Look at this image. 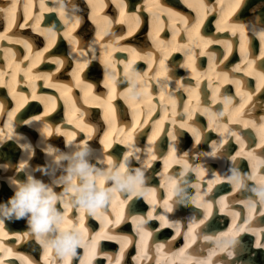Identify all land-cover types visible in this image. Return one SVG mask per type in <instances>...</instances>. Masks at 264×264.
Here are the masks:
<instances>
[{"label":"bare ground","instance_id":"1","mask_svg":"<svg viewBox=\"0 0 264 264\" xmlns=\"http://www.w3.org/2000/svg\"><path fill=\"white\" fill-rule=\"evenodd\" d=\"M222 1L226 7V15H229L235 11V17L244 16L245 14L251 15L245 19L247 30H245L243 37L246 38V36H250V41H254L253 38H256L252 35V33L259 31V29H256L254 26L250 27L248 22L250 18L252 20L255 19L254 15L264 12V0H246L244 10L240 13L237 11L238 7H234L235 0ZM166 2L169 3V1ZM12 3L13 0H0V9H4V11H0V55H2L0 61L2 58L4 59V63H0V85L4 86L5 89H2L5 91L4 93L2 90L0 91V100L3 102L4 107L2 112L6 113L8 111V106L14 103V109L12 112L10 111V115L7 117L4 125H0V156L2 155L4 158L8 157V162H10L12 165H15V160L17 161L16 154L18 155L19 159L21 157V150L18 148L15 141L10 139L14 135L12 123L16 119L19 124L26 125L24 122L29 118L39 116L43 120H49V122L54 127H59L61 129L59 134L63 135L64 137L65 133L70 134L69 132H74L75 130H79L80 132L85 131L87 136L90 137L93 131H99L101 128L105 127L104 123L98 120V122L94 123V125H88L87 123H84L80 126L78 125V122L82 120V118H80L79 112L85 114L91 112L93 106V100L91 99H94V96L98 94L96 92H91V90L95 87H98L99 90H102L103 86L104 88H107L108 91L109 88H111V91L101 92V94L97 96L100 101L105 103V109L103 111L104 117H107L108 115V101H111V98L113 97L118 98V101H116L117 103L114 101L115 106L112 105V107H118L121 110V114L117 115L116 123L119 128L127 131L126 135L132 136L145 126L146 119L144 121H140L142 114L139 113L138 115L134 116V123L129 127L126 116L127 114L124 107H122V104L120 103V99L124 98L123 93L128 88H121L125 78V66L131 62L142 71L140 74L144 73V75L141 76V80L146 83V92H149L150 89H155V84L152 79H160L161 75L165 76L161 73L163 69L176 67L178 65L177 63H174L176 62L175 57L172 56L171 52H169L165 58L159 57L157 54V49L155 50V48L161 46L163 41L162 35L159 33L160 30L158 28L150 30L145 35L142 31L143 29L137 30L139 29V24H141L143 19L149 20V15L152 13V6H150V4L147 6V8L150 6L147 11V16L149 17L144 18V15H141V19L137 18L134 20L132 26L126 27L125 30L122 28L117 30L119 28L118 25H120V23L123 21H128L131 16V12L127 9V4L123 0H66L65 8L67 16H62L61 13L55 9L53 0H43V8L40 5V0H15L16 7L14 11L10 9ZM73 3H77L79 6L78 14L81 17V21L74 25L69 22L73 13L68 11L69 5ZM145 3L146 0H137L135 3V8H137V11H141V14H143L142 9H144ZM147 3H149V0ZM172 4H174V6L176 5L175 3ZM201 4H203L201 0H179L178 3V5H182L183 8H205L201 7ZM189 5H191V7ZM206 6L209 7L206 13L216 10L215 3L211 5L207 4ZM107 10L111 12H107ZM182 10L181 12L178 11V13H175L174 16L169 18V23L176 29L177 33L187 26V17L183 15L184 11ZM156 11L157 17L161 19L162 23H164L165 18L162 17V13L167 10L156 8ZM156 11H154L153 14H155ZM52 14H54V17H52ZM186 15L188 14L186 13ZM46 16L51 17V19L48 18V20L44 18ZM60 16L64 18V24L59 23ZM189 16L190 15H188V17ZM42 19L45 23H47V26L52 25V23H56L55 30L57 35L55 39L50 40L45 35L44 30L48 27L43 25L44 22L42 23ZM208 19H210V16L208 17L207 15V20ZM213 20L215 21L216 33L215 35H211L208 38L213 41V45L210 44L211 46H208L206 50H203L205 53L213 52L210 47L216 48L219 43L222 45L225 40L228 41L231 38L234 40L233 37H230L234 34H237L239 37H241L239 25L243 23V21L236 20V23H230L226 20L219 21L218 19L211 18L208 20V22H210L209 25L213 24L211 23ZM256 21L255 23H257ZM77 28V33H79V36L73 37V30ZM254 29H256V31H254ZM135 31L140 32H137V34L134 35H139L137 36V43L135 40H132V43H135L134 45H126L127 42H129L128 39H130ZM166 33L167 31L165 30L164 36ZM86 37H88V39ZM113 37H119V40L115 44L110 43ZM73 40L76 41L75 45L72 43ZM151 42H153L152 46L149 45ZM252 43L251 45L253 46ZM196 44L198 47H200V42H197ZM63 45H65L64 48L62 47ZM240 45L242 46V44ZM255 47L256 44L254 48ZM74 48L75 51L73 50ZM179 48L180 47H171L169 51H176ZM238 49L239 51L237 49H232L231 46H229L225 49L224 53H217L218 55L216 60L209 62V65L205 70H199L196 68L193 71V67H189L188 71H180L182 72V78L180 77L176 79L175 75H169L171 76L169 77V80L173 85H177L180 82H191V79H186V81L184 80L185 78L194 76V78H197L199 81L196 83V85H188V88L192 89L191 92L197 88L198 90L205 87L210 89V93L212 94L211 101L207 100L206 93H203L201 104L194 103L193 110L187 105H184L182 110H190L193 114L194 122L201 129L206 130V132L208 129L220 131L222 135L221 139L226 138V141L231 137L234 138L235 142L237 143L235 150L237 152L241 151L239 153L240 157L243 156L246 160L244 163L239 158H236V152L233 153L234 155L230 156V158L227 157L226 164L231 171L232 169H239V171L246 177L249 175L264 176V163H259L264 161V129L261 128V126L264 125V81L259 80V72L257 71L261 68V65L258 63V61H260L262 65L264 64V56L261 55L262 46L260 42H258L257 53H252V57H250L249 54H241V48ZM69 51L71 52L69 53ZM235 51H238L237 54H240L239 56L241 57H237ZM80 52H83L85 57H80ZM201 52L202 49L197 54H201ZM94 54L97 58H92ZM168 56L172 62L166 60ZM191 57L195 58V56ZM57 59L61 61L59 65L55 62ZM85 59H87L86 63L83 62ZM231 59H238L239 62L232 65L233 70L230 73L220 72L215 67V65L219 63L221 64L222 62H225L226 65L227 63L225 60L229 62ZM77 60L80 62L78 63ZM161 60H163V64L160 63ZM211 60L212 59H209V61ZM144 61L148 63L147 66L143 64ZM43 62H46V64L43 65ZM105 64H111L114 67L116 76L118 77V83H113L112 81L106 79ZM212 64L214 66H212ZM7 66L11 67L12 74L8 69H6ZM152 67L153 69H151ZM180 67L183 68L184 66ZM50 69L54 70V72H58V75H55L54 72L49 71ZM152 70L153 73H151ZM46 72L50 73L47 74ZM67 74L74 81L73 83H66L64 80H62L67 77ZM7 75H9V77ZM252 78L255 79V86L253 88L248 86L247 88V85L252 82ZM234 80L240 81L239 87H237V85L233 82ZM16 84H21L24 86L21 87V92L14 91ZM258 84L260 85L259 89L257 88ZM76 87H79L83 101L78 99L77 95H72L71 98L75 100L74 104L65 96H69L70 92L74 91ZM231 89H233L234 92V94L231 96L234 103L232 108L229 109V114L222 118L221 123L223 128L218 129L216 128L215 124H209L206 110L212 109L213 111H223L224 105L218 102H222L223 97L226 96L223 95L222 92L226 91L225 93H228L231 91ZM181 90L185 92V90ZM61 94L65 96H62ZM73 94H75V92H73ZM166 99L172 102L170 104V109L173 110L175 108L174 99L180 101L181 96L177 93L170 92L169 95H166ZM144 102H150V98L147 96L144 99ZM59 103L61 106L57 108ZM158 103V100L156 103V100L154 99V104L158 105ZM160 104L163 105L164 101H160ZM39 105L42 106V114L28 116L27 110L32 109V106H36L35 108H37ZM149 109L150 106L147 105L146 111ZM57 110L59 114H55ZM23 111L27 112L25 114V119H22L20 115L18 118H15L18 112L22 113ZM97 112L99 111L95 110L93 114L95 120ZM114 114H116V112ZM200 114L204 115V118L206 117L208 119L207 128H203L201 124L196 121L198 120L197 117ZM226 117L228 119H226ZM62 118H65L64 124H62L64 120ZM167 119L173 120V118L170 116ZM56 120H59L61 123L55 125L54 121ZM1 123L2 122L0 121V124ZM31 127L36 129L38 125L33 124ZM248 127L254 129L256 138H258V141L255 144H252L253 136L251 135L252 132L246 129ZM112 128H115V125H113ZM33 131L36 132V130ZM159 133L160 131L157 129L155 132H153V134H149L147 137L148 146L152 147L154 145V141L158 139ZM232 133H235V135H232ZM32 134L34 133L32 132ZM26 135L30 138V134ZM51 136L58 146L61 147L65 144V140H63L60 136H58V138H56L54 134ZM128 136L126 139H121L120 141L128 144ZM103 137L106 138L108 135L106 136V134H104ZM244 138L248 140L247 143ZM32 140L33 137L31 142ZM187 141L189 142V147L186 150L191 149L189 156L191 158L197 156V152L199 150L194 148L193 139H187ZM167 142L169 144V148L170 145L175 147V144L170 142L169 138ZM230 145L231 143H229V146ZM119 148L123 147L120 146ZM71 150L72 149H65V151ZM139 150H141V148H139ZM37 156L39 159L40 153H38ZM160 156L162 157V155ZM168 159V174L177 177V172L175 171L174 166L170 164L171 157ZM210 160V162H212V164L210 163L211 165H217V158L213 157ZM5 162L7 161L0 159V163ZM39 162L41 164L40 160ZM189 164L192 167H195L196 160H189ZM173 165L177 164L173 163ZM154 168L155 166H153V162L151 161V163L148 165V168L146 169L147 174H149L151 171H154ZM10 170L14 169H9V171ZM2 172H5V170L0 169V187L5 184L4 180L1 179V175H3ZM160 174L161 172L156 171L155 173L150 174L149 177L159 179L161 182ZM197 178L199 179L200 185L202 186L204 183L202 176L197 175ZM226 183L227 182L225 181V178L222 177L211 180L209 183V189L211 190V193L209 196L206 194L204 199H207V201L211 200V203L222 201V205H219L218 208L211 206V210L208 214L203 211L204 208L199 206L198 208L200 211L198 212H200L202 215H198L196 213L194 214L195 217L193 219L189 217L191 215L190 204L186 198V195L190 193V185L192 184L190 180H180V188L185 193L182 197L178 195H173L170 197L168 195V189L163 185H160V187L158 185H154L157 184L155 182L151 183L149 186L153 185L151 188L155 190V196L144 197L146 201L152 204L146 206H150L151 211L154 207L157 208L158 205H164V201L171 203L174 207L170 210H175L176 213L178 209V215L173 217V220L171 221H175L181 225L180 234L177 235L175 230L170 227H161V224L157 225L155 223L154 226H157L155 228L156 230L148 229V236L145 235L146 231L140 232L138 235H135L134 233L132 234L131 232H127L125 234L127 237H130L132 244L134 243L135 237H141L143 239L146 238L149 240L151 236L150 242L157 241V238L161 236H168L169 238H172V241L176 245L174 252L171 253L175 260V264H193L195 262H197L196 264H202L200 261L196 260L197 257L203 258V261L207 260L208 264H256V260L261 261L264 258V253H260L261 249H264V239L260 240L261 237H264V203L260 202L259 197L255 192L252 191L253 188L258 186L257 181L246 179L245 184L238 188L232 184V190H228V185ZM8 186L9 184L7 183L6 186L3 187V190L6 191L7 197L5 198L7 199L13 195ZM216 186L217 188H221L220 190L226 188L225 194L219 196L218 193L212 194ZM223 186L226 187L223 188ZM59 190L60 189H57V191ZM243 192L245 193L244 197L239 195ZM122 198H124V195H122ZM136 198L137 200H140V197H131L130 195L128 196V199ZM190 198H193V196ZM247 201L250 203H247ZM135 203L142 206L145 204V202L142 201H136ZM244 205H252L251 210L244 212L248 213L252 211L249 213V215H247L246 222L243 221L242 216L244 210L242 206ZM118 206L126 209L129 208H127L126 205ZM74 212L75 211L71 209L69 216H74ZM123 212L125 213V211ZM158 212L159 211L156 209V211L152 213L153 217L160 216ZM145 215L146 214L135 213L130 217L127 216L125 221L126 219H132L135 222L137 217H145ZM75 217L77 218L76 215ZM229 218L230 220L227 221ZM147 219L149 220L150 218L148 217ZM250 220L252 221L249 222ZM17 221L20 224L22 223L23 219ZM214 221L217 225L219 223V227H221V229L208 232L205 228L210 226V224ZM150 222L147 223V226ZM193 225H199V232L196 233V231H191V235H189V230L193 227ZM19 227L20 226H18V228ZM125 229L128 230V227L125 226L124 230ZM5 233L8 234L7 231H5ZM23 233L24 231L20 232L22 237V241H20L21 245L28 248L33 246L32 249L34 247L41 248L33 240L25 239ZM9 234H13V232L10 230ZM175 237H178V240H176ZM251 237L253 238L251 242L252 247L248 245V240ZM0 240H2V237H0ZM179 240H185L184 244L181 245ZM223 240H226L225 245L222 243ZM164 244L166 249L160 248L162 251L170 252L173 249L171 245H167V243ZM189 245H191V249L189 248V250H186ZM7 248L9 250L12 249L8 246ZM41 250L43 253L41 257L46 261V264H55L52 260V257L48 254V251L46 252L42 248ZM96 252H103V250H101L98 245L95 248L94 253L89 249V257L91 258L89 261H93L94 254ZM205 252L209 256L204 255ZM244 253H247V256H242ZM38 254L40 255L39 252ZM16 255H18L17 257L21 260L18 262L19 264H30L28 259L23 258L18 252H15L14 250L0 253V260H3L4 262L5 257H14ZM207 257L209 258L206 259ZM246 258L248 262L245 260ZM35 260L36 262L33 261L32 264H42L37 259V257H35Z\"/></svg>","mask_w":264,"mask_h":264},{"label":"clouds","instance_id":"2","mask_svg":"<svg viewBox=\"0 0 264 264\" xmlns=\"http://www.w3.org/2000/svg\"><path fill=\"white\" fill-rule=\"evenodd\" d=\"M55 9L62 13V16H67L66 0H53ZM79 6L73 9V15L69 21L73 25L81 21L79 16ZM247 26L244 23L239 25L240 35L244 34ZM48 39H55L57 32L55 26L44 30ZM252 35L259 40L264 52V30H259ZM119 37H113L110 43L115 44ZM75 45L76 41H72ZM213 41L210 39H203L200 42L202 49L201 54H207L210 59H215L214 52H206V50ZM75 51V48L73 49ZM94 51V50H93ZM80 57H85L83 52H80ZM92 58H97L95 54ZM58 65L60 60L55 61ZM79 63L80 61L77 60ZM83 62H87L85 59ZM105 76L107 80L113 83H118L116 72L111 64H105ZM124 77L131 82L123 95L128 101H135L137 103L143 101L146 96V83L141 80V74L137 72L134 65L129 62L125 66ZM237 87L240 86V81H233ZM162 86L166 82H161ZM189 94L192 89L186 85H180ZM111 91V88H109ZM223 111L206 110L209 119V124H215L216 128L222 129V118L229 114V109L233 106V98L231 96L223 97ZM167 111V105L164 106ZM177 114L173 113L172 127L167 135L170 142L178 145L177 142L182 138V132L187 131L193 138L195 145H200L203 141L206 130L201 129L193 120V114L187 110L182 114L181 119H175ZM31 126L37 124L35 129L39 136L45 141L41 151L44 153L46 159L43 165L31 163L35 157L36 147L31 140L23 133H15L11 138L15 141L18 148L21 150V157L15 165L10 162L0 163V169L8 171L14 169V174L7 177L9 187L13 189V195L5 202L0 203V225H3L6 220H20L26 221L27 229L23 236L25 239L33 240L44 251H51L55 258V264H67L70 258L77 256L78 249L85 251L96 248L98 238L95 236L86 235L84 230L80 227V220L74 222L68 216L69 209L78 211L81 214H86L90 217H102L108 207L113 204L118 198V194H129L131 197H154L153 189L147 186L146 169L152 161L154 153L152 147L148 146L143 150L144 160L143 165L138 167L130 166V157H135L140 160L139 149L130 145L128 151L122 156V162H117L115 158L108 156L103 166L97 161L93 163L90 159L92 154V145L87 140L75 141L71 135L65 133V148L72 149L71 151L61 150L59 147L47 142L52 134H59L61 129L54 127L50 122L43 119L29 118L24 122ZM264 129V125L261 126ZM59 129V131H57ZM235 135V133H232ZM226 138L221 139L220 142L212 141V151L209 155L215 157L219 151L225 146ZM170 153H175L171 157V162L183 166V171L179 177L168 174L169 159L164 162L163 170L160 174L162 185L168 189V195L184 196V191L180 188V180L190 172L202 176L203 169L197 164L192 167L189 164V155L191 149L184 152H179L177 147L169 148ZM111 157V159H109ZM24 173V178L19 179V173ZM41 173V177L48 176L49 179L37 177L35 173ZM235 187H241L245 184L246 179L256 180L258 186L252 191L259 197L260 202L264 203V176H245L239 169H232L231 175L227 178ZM197 192L192 202L200 207H206L204 196L201 194L199 185L195 186ZM57 189H60L57 191ZM173 207L168 201H164V208L170 210ZM167 215L157 217L160 221L161 227L167 226L175 230L179 235L181 225L175 221H171ZM151 218V217H150ZM137 229L146 231L147 219L137 217L135 219ZM191 235V229L189 230ZM194 239V237H193ZM223 250V249H222ZM104 256L108 264H120L119 257H113L110 254H101ZM81 264H88L87 260L82 259Z\"/></svg>","mask_w":264,"mask_h":264},{"label":"snow or ice","instance_id":"3","mask_svg":"<svg viewBox=\"0 0 264 264\" xmlns=\"http://www.w3.org/2000/svg\"><path fill=\"white\" fill-rule=\"evenodd\" d=\"M40 5H41V7L43 8V0H40ZM189 6L191 7V5H189ZM239 6H240V0H235L234 7H239ZM15 7H16L15 0H13V3H12V5L10 6V9H11L12 11H14V10H15ZM201 7H206V6L203 5V4H201ZM0 11H4V9H0ZM122 14H123V12H122ZM61 15H62V13H61ZM78 23H79V22H77L76 24H78ZM200 23H201V21H200V20H197V22L193 25V30H194V31H198V29H199V24H200ZM241 37H242V39H243V33H241ZM261 55L264 56V52H262ZM225 58H226V57H225ZM85 63H86V62H85ZM160 63L163 64V60H161ZM258 77H259V80L264 81V71L260 72V73L258 74ZM259 87H260V85L258 84V85H257V88L259 89ZM35 118H36V119H40L41 117L36 116ZM57 131H59V129H57ZM237 155H239V153H237ZM249 155H250V153H249ZM109 159H111V157H109ZM152 159H154V157H152ZM259 163H264V161H261V162H259ZM154 193H155V190H153V194H154ZM151 215H152V213H149V214H148V217L150 218ZM141 219H144V217H141ZM81 220H82V217H81ZM0 227H2V225H0ZM80 227L82 228V225H80ZM82 229H83V228H82ZM141 232H144V230L141 229ZM92 251H93V253H94V252H95V248H92ZM121 251H123V248L121 249ZM90 259H91V258L89 257V260H90ZM0 264H3V261H0Z\"/></svg>","mask_w":264,"mask_h":264},{"label":"water","instance_id":"4","mask_svg":"<svg viewBox=\"0 0 264 264\" xmlns=\"http://www.w3.org/2000/svg\"><path fill=\"white\" fill-rule=\"evenodd\" d=\"M254 16H256V17H258L259 19H263L264 20V12H262V13H259V14H256V15H254Z\"/></svg>","mask_w":264,"mask_h":264}]
</instances>
